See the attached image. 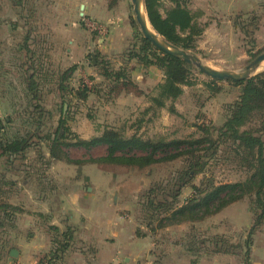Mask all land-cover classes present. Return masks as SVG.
<instances>
[{
	"label": "trees",
	"instance_id": "trees-1",
	"mask_svg": "<svg viewBox=\"0 0 264 264\" xmlns=\"http://www.w3.org/2000/svg\"><path fill=\"white\" fill-rule=\"evenodd\" d=\"M144 6L151 27L161 37L185 51L196 50L197 42L207 24L200 22L201 12H194L189 8V0H144ZM31 34L32 30H29L20 46L25 53V61L19 66L21 70L25 65L27 67L24 84L29 104L23 115L27 116L31 123L10 135L6 131L9 129L7 125H12V120H5L7 125L0 126V155L11 158L14 162L19 161V165L24 166L26 172L39 182V187L43 182V188L49 187L44 172L52 161H64L74 165L85 162L98 166L109 164L141 170L185 157L183 168L176 171L169 181H165L167 185L163 182L144 195L140 207L145 227L154 232L182 223L199 222L247 197L253 223L243 241L231 244L222 236L204 238L193 234L187 244L181 243L187 252L195 256V262L200 257L215 254H241L247 261L253 242L252 236L264 224V71L245 81H227L240 87L239 95L228 105L223 124L220 127L198 126L197 130L201 132L198 137L169 139L157 136L144 139L136 134L126 136L123 131L104 127L98 135L85 140L71 131V127L67 125V117H61L55 125L50 124L47 127L52 113L46 111L39 102L44 86L49 83V78L52 81L54 76L43 70L39 62L41 55L29 48ZM133 59L138 61L140 68L153 67L163 76L162 81L154 87V95L148 97L149 105L142 110V118H138L137 123L142 124L144 119L147 122L153 120L162 109L174 114L173 103L183 94V88L194 85L191 79L193 67L160 52L143 37L127 52L126 61ZM101 65L100 76L112 85L110 91L120 87L119 93H132V71L125 66L114 70L108 62L103 61ZM26 71L30 74H26ZM72 71L73 69H70L58 75L54 81L55 86L60 94L71 92L75 97L78 96L80 101H84L89 92L87 85L82 84L71 90L64 84L70 80ZM218 83L220 81L208 80L204 85L215 94L220 91ZM62 107L63 105L60 112ZM99 146L105 147L106 154L98 159L71 160L67 153L71 148L83 149L88 153ZM29 151L33 152L34 158H28ZM218 153L225 155L226 160L232 157L237 168L246 173L245 180L214 184L213 180L206 178L199 186H190L192 194L180 203L181 187L189 186L193 177L202 173ZM15 191L12 184L10 191L0 192V232L14 228L16 217L20 213L18 206L7 202ZM155 221L157 225L153 227ZM48 232L52 234L53 243L56 245L52 257L54 259L59 252L70 247L72 230L65 228L60 233L57 227L49 226ZM136 234L142 235L140 232Z\"/></svg>",
	"mask_w": 264,
	"mask_h": 264
},
{
	"label": "rangeland",
	"instance_id": "rangeland-1",
	"mask_svg": "<svg viewBox=\"0 0 264 264\" xmlns=\"http://www.w3.org/2000/svg\"><path fill=\"white\" fill-rule=\"evenodd\" d=\"M14 1L12 0L11 5ZM17 1L23 14L21 20L18 17V21L24 22L27 27H37L38 36L41 34L44 37L43 44L40 42L37 45L29 43V48L37 55H41L40 59L42 61L39 60V62L43 70L54 76L52 81L49 78V83L44 86L39 102L46 111L52 113L50 120L47 121V127L53 124L56 118L61 115L59 109L57 112L53 109L54 105L60 104L66 106L64 110L65 117L71 123L72 129L81 128L85 130L86 127L87 130H93V136L98 135V132L104 127H112L123 131L126 136L136 134L144 139L157 136H164L169 139L198 137L201 135V132L197 130L198 126L220 127L223 124L227 116L228 105L232 104L240 93L239 86L231 85L227 81L218 83L220 91L215 94L212 93L204 85L210 79L200 74L193 67L191 79L194 85L183 88V94L173 103L175 113L172 114L167 109H162L157 112V116L153 120L147 122L144 119V122L139 125L137 120L142 118L143 103H148V97L154 95V87L158 84L156 81L161 82L163 76L161 77L162 73L153 67L140 68L141 65L136 59L126 61L127 52L133 49L136 42H139L140 37H142L134 19L131 0H110V3H113L114 6L118 4V7H120L118 11L123 14V20L127 22L131 29L127 52L111 57L103 55V52L98 48V44L93 45V43L104 38L108 33V28H104L103 32L92 31L86 26V20L83 18V21L81 19L76 26L77 31L74 36L80 43L86 42L87 45L80 56L76 54L77 63L64 59L65 49L68 48V45L62 44V42L58 44L56 41H58L59 36L56 35L55 31H52L55 13L61 0H55V4H52L53 0ZM216 2L215 0H189V8L194 12H201L200 22L207 24L202 37L197 42L196 50L190 53L214 69L242 72L256 56L264 53V13H261V15L252 13L253 15H250L239 12L229 15L219 11L221 6ZM262 10L264 11V5ZM3 11L4 0H0V14H3ZM50 33L55 35V44L54 42L51 43L53 38L49 36ZM46 38L48 39L46 40ZM89 41L92 42L91 48ZM17 47H13L12 50L11 67L13 70H17V66L19 67L25 61L23 60L25 57L24 51L22 50L19 55ZM92 57L95 58V63H93ZM0 61V73H2L7 65L4 64L3 59ZM102 61L108 62L110 68L114 70H117L120 66H125L132 72L139 69L142 71L154 70L151 74L145 73V75L144 72L138 75L131 73L130 80L134 85L131 95L137 96L135 100L125 101L123 99L127 97L124 96L126 93H119L120 87L110 91L112 85L100 76ZM26 68L25 65L22 69L24 71H22V79L19 76L12 78L13 85L18 87L17 92H13L12 96H14V102L20 104L19 108L9 113L6 111L0 119V126L4 127L7 125L5 122L6 117L12 120V125H7L9 129L6 131L10 135L14 134V131L20 127L28 126L31 123L30 119L23 115V111L26 110L25 108L29 104L24 84ZM70 69H73L70 80L73 79L74 82L69 80L65 81L64 84L71 90H75L82 84L87 85L89 92L84 101H80L78 96L75 97L71 92L68 94L64 92L62 95L57 91L54 81L57 80L58 75ZM262 71L264 69L257 71L255 75ZM26 72V74H30V72ZM83 123L86 124L85 127ZM105 154L106 150L103 147L94 148L88 153L84 152L83 149L71 148L70 156L76 160L81 159L80 161H84L89 158L98 159L104 157ZM28 156L34 158L35 155L30 152ZM16 164H20V162L16 161ZM184 164L185 157L174 161L161 162L141 170L109 164L98 166L87 162L75 165V167L78 179L85 177L87 180L84 179V186H89L87 184V181H89L90 187L98 190L97 196L99 197H104L106 183L110 180V183L115 187H112L115 191L107 195L108 212L115 213L117 218L124 223V232H140L144 237L149 234L162 253H167V247H171L172 242L174 244L182 240L183 244L184 242L187 244L193 234L195 236L197 234L201 235L204 238L222 236L226 242L229 240L231 244L236 243L231 239L234 234L227 235L216 232H228L229 224L239 229L246 228V225L251 222L250 215L252 217V214L249 212V215L248 213L249 200L247 197L242 199L244 202H238L236 207L224 211V215L217 213L218 215L215 214L199 222L182 223L180 227H174V225L167 227L168 229H157L154 232H150L145 227L140 207L144 195L154 186L158 187L161 183L169 181L176 171L183 168ZM246 176L244 171L237 168L232 157L226 160L225 155L218 153L216 158L209 161L202 173L193 177L189 186L181 187L179 202L182 203L184 199L190 197L192 194L190 186H199L206 178L213 180L214 184H224L241 182L245 180ZM96 200L99 202L101 199L96 198ZM89 204L92 209L97 206L94 200ZM252 223L253 217L251 225ZM156 225L155 221L152 226L155 227ZM180 234L183 237H180ZM237 242L239 241L237 240ZM186 254L190 257L189 264H198L202 260L212 257L210 255L203 256L195 262V256L191 255L192 253L186 251Z\"/></svg>",
	"mask_w": 264,
	"mask_h": 264
},
{
	"label": "crops",
	"instance_id": "crops-1",
	"mask_svg": "<svg viewBox=\"0 0 264 264\" xmlns=\"http://www.w3.org/2000/svg\"><path fill=\"white\" fill-rule=\"evenodd\" d=\"M215 1L221 6L219 11L229 15L239 12L250 15L264 13L262 10L264 0ZM110 2V0H61V3H58L52 31L59 36L56 41L58 44L62 42L68 45L64 53L65 60L77 63L76 54L80 56L87 45L86 42L80 43L74 36L76 26L83 18L97 21L108 28L106 36L93 43L98 44L103 55L111 57L127 50L131 29L123 20V14L118 11L120 8L118 4L114 6ZM11 4L12 0H4V11L0 14V60L3 59L7 65L0 73V119L6 111L7 113L15 111L20 106L14 102L12 96L18 89L13 85L12 78L19 76L22 79L23 76L18 66L17 70L11 67L13 47L18 46L20 55L22 52L20 46L29 30H32L30 43L34 42L37 45L44 42L43 35L38 36L37 27H27L24 22L18 21V17L19 20L23 17L18 1L15 0L13 5ZM52 4H55V0ZM49 36L53 38L51 43L54 42L55 35L50 33ZM89 44L91 48L92 42L89 41ZM153 70H136L131 73L138 75L144 72L145 75L151 74ZM158 81L156 83H159ZM124 96L127 97L123 100L129 101L135 100L137 95L126 93ZM148 105L143 103L144 108ZM61 106L54 105L53 109L56 112L59 109L60 112ZM65 107L63 105L61 115L56 118L54 125L61 117H65ZM70 124L68 121L67 125L71 127ZM83 126L86 124L83 123ZM71 131L85 140L94 135L93 130H87L86 127L85 130L81 128L74 130L71 127ZM67 153L71 160H76L70 156L71 149L67 150ZM45 155L48 156V153ZM26 170L13 159L0 155V192L10 191L13 184L16 191L7 202L18 206L20 210L14 228L0 232V264H189L190 257L187 256L185 247L181 245L182 240L174 244L172 242L171 247H167V253H162L149 234L144 237L137 236L136 232H124V223L115 213L108 212L107 195L115 191L110 180L106 183L104 197H99L98 190L91 188L89 181L86 182L89 186H84L85 177L78 179L74 164L52 161L44 172L49 181L47 183L49 187L46 188L41 186L43 182L39 187V182ZM96 198L101 200L98 202ZM93 200L97 206L92 209L89 203ZM241 201L244 202V200L238 202ZM238 202L230 204L218 214L224 215V211L236 207ZM250 219L252 222L251 215ZM251 222L244 229L229 224L231 229L229 228L228 232L216 233L234 234L231 236L233 242L244 240L252 226ZM49 226L57 227L60 233L65 228L72 230L70 247L59 252L54 259L52 257L56 245L53 243L52 234L48 232ZM180 226L181 224L174 227ZM179 236L183 237L182 234ZM252 240L247 261L241 254H215L198 264H264V225L253 234ZM12 250L17 252L16 258L10 257Z\"/></svg>",
	"mask_w": 264,
	"mask_h": 264
},
{
	"label": "water",
	"instance_id": "water-1",
	"mask_svg": "<svg viewBox=\"0 0 264 264\" xmlns=\"http://www.w3.org/2000/svg\"><path fill=\"white\" fill-rule=\"evenodd\" d=\"M132 11L134 14L135 22L139 28L142 37L148 41L154 48L162 53L175 57L186 64L196 68L200 74H203L210 80L214 81H231V82H241L248 80L255 76L256 70L259 68L261 63L264 61V53L256 56L244 69L242 72H233L229 70H218L208 65L204 64L201 59L197 56L185 51L177 46L166 41L161 37L150 25L145 11L144 0H131ZM141 7L144 9V15L142 13ZM93 63H95V58L92 57ZM66 109V107H65ZM17 252L12 250L10 252L11 258H16Z\"/></svg>",
	"mask_w": 264,
	"mask_h": 264
},
{
	"label": "built area",
	"instance_id": "built-area-1",
	"mask_svg": "<svg viewBox=\"0 0 264 264\" xmlns=\"http://www.w3.org/2000/svg\"><path fill=\"white\" fill-rule=\"evenodd\" d=\"M85 22H86V26L88 28H90V30H92V31L103 32V30L105 28L103 25L99 24L96 21L86 20Z\"/></svg>",
	"mask_w": 264,
	"mask_h": 264
},
{
	"label": "bare ground",
	"instance_id": "bare-ground-1",
	"mask_svg": "<svg viewBox=\"0 0 264 264\" xmlns=\"http://www.w3.org/2000/svg\"><path fill=\"white\" fill-rule=\"evenodd\" d=\"M141 10H142V13H143V15H144V9H143V7H141ZM262 69H264V61L261 63V65L259 66V68L256 70V72L257 71H259V70H262Z\"/></svg>",
	"mask_w": 264,
	"mask_h": 264
}]
</instances>
